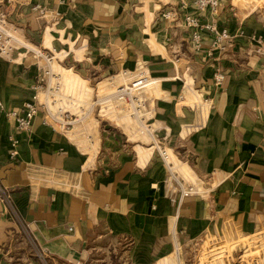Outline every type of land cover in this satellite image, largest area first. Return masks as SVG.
<instances>
[{"label":"crops","instance_id":"obj_1","mask_svg":"<svg viewBox=\"0 0 264 264\" xmlns=\"http://www.w3.org/2000/svg\"><path fill=\"white\" fill-rule=\"evenodd\" d=\"M180 1L31 0L49 9L47 19L30 6L14 9L13 61L0 56L6 110H21L32 99L39 65L45 66L19 41L68 52L72 63L64 56L57 66L104 85L132 81L144 69L153 89L142 96L151 147L139 152L130 146L135 128L124 127L125 121L122 128H100L93 120L63 133L38 116L21 131L0 114V185L19 220L0 199V252L11 248L23 224L52 259L75 262L108 249L130 264H159L221 220L264 218V15L233 5L250 0H220L217 21L232 39L210 58V34L197 51L181 21L160 18ZM216 68L225 74L221 86L213 79ZM203 97L211 105L200 111L196 103ZM153 139L183 152L173 153L177 172L199 185L200 194L181 199L169 191V171ZM239 233L233 225H217L220 240H209V250L236 241Z\"/></svg>","mask_w":264,"mask_h":264},{"label":"built area","instance_id":"obj_2","mask_svg":"<svg viewBox=\"0 0 264 264\" xmlns=\"http://www.w3.org/2000/svg\"><path fill=\"white\" fill-rule=\"evenodd\" d=\"M30 6L33 11H36L40 18H49L50 11L47 7L40 4H32L31 0H0V56L6 57L13 61V56L16 51V43L18 37L15 34L13 25V17L15 15L14 9L16 7ZM193 10L190 11V8ZM220 0H181L177 7H169L162 10L160 18L166 22H182L183 25L190 31L191 44L197 51H200L203 46L204 36L210 34L211 41L209 48L205 51L207 57H214L216 52H224L232 37L226 24H219L217 18L221 15ZM58 17L59 13L53 14ZM209 16L211 21H205V17ZM19 45L27 51H31L38 61H44L45 66L40 67L41 74L36 79L32 89L34 95L31 100L27 101L21 110H6L4 104L0 100V114H4L9 121H13L18 129L21 131H29L38 116L42 117L43 123L63 133L71 132L77 124L83 123L90 119L94 114L93 104L88 103L83 94H71L67 91L64 83V76L56 69L59 56L64 53L57 52L56 49H42L31 44L28 41H19ZM69 53H65V58ZM214 82L216 86H221L225 81V74L219 68H216L214 73ZM152 83L149 75L143 69L139 75L132 81L123 82L119 84H111L114 88L113 93L110 94L106 103L115 100L114 104H119L116 108L126 107L124 111L134 109L142 116H135L147 134L150 131L144 125L145 117V101L143 100V93L147 86ZM184 96L180 101H184ZM211 105L209 97H203L197 101V109L204 110L205 107ZM114 110V109H113ZM114 121V120H113ZM152 138V137H151ZM152 146H155V151L162 158L166 164L169 175L167 178V185L172 194L180 196V198L198 195L201 188L196 184H187L177 172V163L169 154V148L164 142L154 140ZM16 151L11 152V156H15ZM204 189V188H203ZM0 191L4 193L0 185ZM2 201L6 203L7 210L12 211L14 217L18 216L14 211L9 199L4 193ZM19 221V220H18ZM24 232L30 236L29 228L21 224ZM35 242V241H34Z\"/></svg>","mask_w":264,"mask_h":264},{"label":"rangeland","instance_id":"obj_3","mask_svg":"<svg viewBox=\"0 0 264 264\" xmlns=\"http://www.w3.org/2000/svg\"><path fill=\"white\" fill-rule=\"evenodd\" d=\"M233 5L240 11H252L264 15V0H250L245 4L236 3L234 1ZM70 47L71 50L76 53L77 59H82V54L78 50L81 49L79 44L72 43ZM64 56L65 54H62L59 58L63 59ZM72 59L73 56L69 55L64 63H72ZM70 68H62L56 65V69L64 76V83L67 87V91L76 96H78V94H83L85 97L84 99L95 107L93 116L85 121L83 125L90 126V121L95 120L100 128L106 125H113L116 128L120 126V128H122L123 121H125L124 127L130 125L132 129L135 128L133 132L132 129H129L132 132L128 135L129 145L132 147L137 145V151L146 152V149L150 148L151 145H149L147 132L144 131L143 127L140 125L141 123H139L140 116L144 114H138V111L133 108L124 111L126 109L124 105L117 109L116 106L119 104H114L113 102H116L115 100L106 103V99H108L107 96L113 93L114 88H111L110 85H104L99 81H95L93 78L80 77L76 69L69 70ZM82 74V76H88L87 73ZM147 90L148 92L149 90L152 91V86H149ZM138 115H140L139 121L135 117ZM125 118L127 121H130L127 123ZM77 125L80 126L82 124L79 123ZM120 142H122V138ZM174 152L179 156L183 154L179 149H176ZM174 152L169 150V154L176 161L174 157L175 154H173ZM3 196L4 193L0 191V199H2ZM224 224L235 226L240 232L239 236L236 241L228 240L225 242L223 241L224 243L221 242L220 245L211 252L209 250V240L213 239L214 242L220 240L216 237V229L217 225ZM217 225L211 229L208 235L195 243L184 246V248L176 255L172 256L171 259L164 260L159 264H264V218L255 216L251 219L239 218L221 220ZM16 236V241L11 248L7 249L5 247L6 251H3V253L0 252L3 255V263L5 264H130L128 259L123 258L119 260L114 258V255H112L113 253H108V249L105 251L92 250L86 260H77L75 262L52 259L36 242H34L31 236L24 232L23 228L20 227V233ZM7 251L9 253H7Z\"/></svg>","mask_w":264,"mask_h":264}]
</instances>
